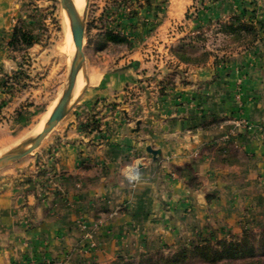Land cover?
Instances as JSON below:
<instances>
[{"label":"crops","instance_id":"0c3cea01","mask_svg":"<svg viewBox=\"0 0 264 264\" xmlns=\"http://www.w3.org/2000/svg\"><path fill=\"white\" fill-rule=\"evenodd\" d=\"M15 2L0 0V67ZM127 3L105 30L135 40L115 56L94 39L63 127L0 173V264H154L203 238L264 231V38L200 66L172 52L235 15L264 24V0Z\"/></svg>","mask_w":264,"mask_h":264},{"label":"rangeland","instance_id":"374dc122","mask_svg":"<svg viewBox=\"0 0 264 264\" xmlns=\"http://www.w3.org/2000/svg\"><path fill=\"white\" fill-rule=\"evenodd\" d=\"M128 1L85 0L80 14L86 21L85 53L94 39H99L100 34L109 31L105 30V26L112 22L117 10H131ZM15 3L16 18L11 38L7 42L8 63L0 67V156L30 137L35 130L38 131L39 125L38 129H41L57 107L67 84L74 47L60 0H17ZM232 18L203 27L198 34L185 39V42L194 43L200 49L198 56L208 52L218 60H224L238 55L245 46L241 47L243 42L221 32V25L230 22ZM150 28L151 33L154 29ZM17 30H20L18 42L12 45ZM110 32L125 37L127 41L122 44L112 43L116 47L108 52L115 56L131 45L130 40H135L133 35ZM24 33L29 35L30 42L24 40ZM84 80L81 74L80 90H83ZM67 119L54 131L61 129ZM31 157L32 154L0 170V173L22 169ZM190 264L199 262L191 261Z\"/></svg>","mask_w":264,"mask_h":264},{"label":"trees","instance_id":"16d2710c","mask_svg":"<svg viewBox=\"0 0 264 264\" xmlns=\"http://www.w3.org/2000/svg\"><path fill=\"white\" fill-rule=\"evenodd\" d=\"M221 32L243 42L241 47L245 45L244 49H251L264 38V24L247 22L244 14H240L233 16L230 22L222 24ZM19 33L20 30L15 31L12 45L18 42ZM22 37L30 42L29 35L24 33ZM99 40L104 41L105 44L127 43L125 37L110 31L100 34ZM172 52L181 62L198 66L206 64L212 56L208 52H203L199 57L200 49L194 43L185 41ZM90 125L96 128L98 123L92 120ZM27 181L31 182L30 179ZM191 261H198L199 264H264V231L258 235L246 231L241 237L231 236L215 241L203 238L190 245L180 246L173 255L162 258L154 264H190Z\"/></svg>","mask_w":264,"mask_h":264},{"label":"water","instance_id":"95a60500","mask_svg":"<svg viewBox=\"0 0 264 264\" xmlns=\"http://www.w3.org/2000/svg\"><path fill=\"white\" fill-rule=\"evenodd\" d=\"M60 1L61 7L68 18L70 30L74 39V49L71 54V64L66 87L63 91L59 104L46 120L42 129L34 132L30 135V137L0 156V170L5 169L33 154L55 130V128L71 113L87 88L85 53L86 21L84 18L77 15L70 0ZM81 74L85 77V83L82 87L83 90H80L81 93L76 98V86L79 75L81 76ZM148 152L154 157H157L160 154V151L153 150L152 148H148ZM34 189L35 186L32 184L30 190Z\"/></svg>","mask_w":264,"mask_h":264},{"label":"bare ground","instance_id":"6f19581e","mask_svg":"<svg viewBox=\"0 0 264 264\" xmlns=\"http://www.w3.org/2000/svg\"><path fill=\"white\" fill-rule=\"evenodd\" d=\"M70 1H71V3H72V6H73L74 10L76 11L77 15L80 16V14L82 13V11H83V9H84L85 0H70ZM65 18H66L67 26H68V28H69L70 25H69V21H68V18L66 17V15H65ZM72 41H73V46H74L73 35H72ZM72 48L74 49V47H72ZM80 78H81V76L79 75L78 82H77V85H78V86H76L77 92H75V96H76V95L78 94V92L80 91V89H79ZM77 96H78V95H77ZM43 124H44V123H43ZM43 124H42V125H43ZM41 127H43V126H41ZM38 128H40V125H39ZM38 128H37V130L39 131L40 129H38ZM35 129H36V128H35ZM41 129H42V128H41ZM32 132H33V131H32ZM34 132H36V130H35Z\"/></svg>","mask_w":264,"mask_h":264},{"label":"built area","instance_id":"2783aa9c","mask_svg":"<svg viewBox=\"0 0 264 264\" xmlns=\"http://www.w3.org/2000/svg\"><path fill=\"white\" fill-rule=\"evenodd\" d=\"M82 228L85 231L86 239H88L89 241H92L93 233L89 231L86 226H83Z\"/></svg>","mask_w":264,"mask_h":264}]
</instances>
